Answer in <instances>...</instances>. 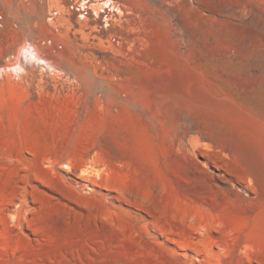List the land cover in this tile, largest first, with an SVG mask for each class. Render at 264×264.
<instances>
[{
    "label": "rangeland",
    "instance_id": "rangeland-1",
    "mask_svg": "<svg viewBox=\"0 0 264 264\" xmlns=\"http://www.w3.org/2000/svg\"><path fill=\"white\" fill-rule=\"evenodd\" d=\"M0 264H264V0H0Z\"/></svg>",
    "mask_w": 264,
    "mask_h": 264
},
{
    "label": "bare ground",
    "instance_id": "bare-ground-1",
    "mask_svg": "<svg viewBox=\"0 0 264 264\" xmlns=\"http://www.w3.org/2000/svg\"><path fill=\"white\" fill-rule=\"evenodd\" d=\"M21 51H23V50H21ZM34 52V51H33ZM30 54V56L32 57V58H35L36 60H38V58L39 57H36L37 56V52L36 53H32V52H29ZM35 54H36V56H35ZM39 61H40V59H39ZM42 61V60H41ZM19 64H20V62H19ZM17 65V64H16ZM22 65V64H21ZM16 68H17V66H16ZM20 69V68H19ZM201 146V147H203V149H205L206 148V146H205V148H204V146L203 145H201L200 143H199V140L197 139V138H193L192 140H191V147H192V149H195L196 147H198V146ZM207 150V149H206ZM221 164H224V166L226 167V164L222 161V162H220Z\"/></svg>",
    "mask_w": 264,
    "mask_h": 264
}]
</instances>
